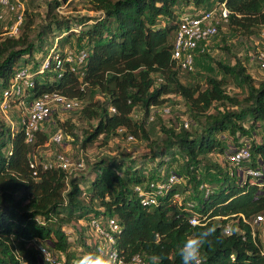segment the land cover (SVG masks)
Wrapping results in <instances>:
<instances>
[{"label": "trees", "instance_id": "16d2710c", "mask_svg": "<svg viewBox=\"0 0 264 264\" xmlns=\"http://www.w3.org/2000/svg\"><path fill=\"white\" fill-rule=\"evenodd\" d=\"M84 1L87 9L96 14L83 18L82 21L91 19L89 24L74 28L76 45L87 51L85 62L78 69L81 73L71 71L66 62L60 70L35 73L31 96L56 91L79 101L85 98L79 107L80 115L95 121L84 131L81 145L98 135L106 139L123 128L131 136L146 141L147 157L154 161L153 172L144 174L141 166L130 168L126 160L114 156L101 157L93 162L88 192L81 197L80 186L66 170L42 168L38 163L30 166L34 148L46 140V134L37 130L34 139L26 142L22 131L11 128L0 116V264H41L36 256L37 242L65 254L66 259L68 242L61 225L78 217L87 222L99 214L113 217L119 224L115 248L124 260L137 253L145 261L150 262L151 256L158 255L161 264H181L179 246L190 234L209 226L215 228V233L201 250L202 264H264L258 250L259 240L251 238L249 226L241 217L249 219L264 211V188L248 179L239 181L234 173L229 174L230 168L221 173V168L211 164L216 173L204 185L210 191L204 196L197 186L192 195L199 217H207L202 224L191 225L187 220L190 212L166 196L155 206L142 205L132 189L134 184L145 185L157 170L177 156H181V169L190 173L187 166H197L206 151L224 152L216 133L238 130L241 136H235L236 145L240 140H251V134L240 121L248 120L249 125L264 121V76L254 83L238 61L231 66L217 65L245 85L246 94L241 99L226 94L222 80L214 76L205 75L203 86L180 81L179 68L170 57L179 16L173 10L174 5L191 3L197 8L223 1L227 9L226 27L233 33L248 35L257 30L259 33L264 22V0ZM62 2L47 3L38 36L52 25L62 29L60 37L70 31L67 20L57 18L53 11ZM23 12L19 33L8 36L0 32V92L12 71L24 65H18V59L36 48L29 34L32 13L25 8ZM196 50L194 64L205 53L199 47ZM95 93L101 97L92 99ZM171 94L182 99L190 120L198 128L191 132L181 125L176 129L160 123L163 136L151 138L145 128L149 108L162 104ZM222 101L236 105V109L207 111L213 103ZM109 106L114 111H109ZM135 111H140L141 116L134 117ZM72 127V122L66 123L69 134L76 137ZM249 141L252 157L262 154L264 141ZM220 173L224 175L218 176ZM197 178L198 174L192 173L189 180L194 182ZM180 188L186 190L185 183ZM228 221L232 222L231 232L225 233L223 227ZM235 224L242 232L234 228ZM86 227L89 228L87 223Z\"/></svg>", "mask_w": 264, "mask_h": 264}, {"label": "rangeland", "instance_id": "374dc122", "mask_svg": "<svg viewBox=\"0 0 264 264\" xmlns=\"http://www.w3.org/2000/svg\"><path fill=\"white\" fill-rule=\"evenodd\" d=\"M16 1L21 4V6L16 5ZM50 0H11L13 7H2L3 25L10 24L15 15L24 8L26 11L31 12L32 25L30 28V39L36 44V48L32 50L31 54H24L21 56L17 63L24 64L21 66H27L33 69V66L37 64L43 55L47 52L53 44L57 42L59 48H66L71 51H75L78 46L76 45L77 31L75 29L82 28L86 24L91 22V19L83 20L85 16H90L96 14L95 12L87 9L84 0H63L62 4H59L53 10L57 18L66 19L69 24L70 31L61 35L60 30L57 27L51 26L50 30L41 33V36L37 35L40 24L44 23V12L46 5ZM215 3L208 6L199 5L197 8L211 7ZM193 4H184L177 2L173 10L178 15L181 12H191L194 9ZM24 16L22 17V21ZM226 22V21H225ZM221 22L218 26L217 32L211 36L208 40L207 45L204 50L205 53L200 55L198 60L193 65L192 70L188 72H182L178 70V78L180 81L186 84L198 83L200 86L204 84V76L210 75L222 80V86L226 94L241 99L246 94L245 85L242 84L233 74H228L223 72L222 69L218 67V63H224L226 65H233L238 61L245 68L246 73H248L253 79L254 83H257L264 76V69L258 66L257 54L259 50H264V36L258 33V30L254 34H241L240 32L233 33L227 27L226 23ZM79 24V25H78ZM80 26V27H79ZM63 28V27H60ZM64 29V28H63ZM72 30V31H71ZM85 46V44H82ZM60 49V50H61ZM23 59L25 61H23ZM101 95L95 93L92 96L94 98H100ZM85 98L81 100L80 106L85 103ZM163 108V109H162ZM234 110L236 105L227 103L225 101L213 103L212 106L207 109L208 112L215 110ZM21 105L17 102H13L6 113V116H2L3 120L8 123L12 128H18L19 115L22 113ZM134 117H140V111H135L133 113ZM202 119V118H201ZM68 120V121H65ZM182 120L187 121V128L191 132L198 128V124L190 120V115L186 109L182 99L178 95L171 94L168 98L158 106H151L149 108L148 117L145 122V128L149 137H162L163 133L159 130V124L163 123L165 125H172L176 129L182 126ZM94 119H86L80 115L79 108L65 110L60 108H54L49 115L48 119L45 120L41 126V130L46 134V140L39 146L34 148V159L35 160H53L55 154L62 153L70 164V170H67L69 177H74L81 190V197H83L87 192V187L89 181L93 174L92 164L95 160L104 156H114L116 159L126 160V164L131 167L141 166L142 172L152 173L154 168V161L147 157L148 147L145 140L141 138H135L124 129L121 128L116 131L115 134H110L106 139L102 135H98L93 141L81 145V140L85 134V130L91 128L94 124ZM72 122L73 127L71 128L73 134L76 137L69 134L66 129V123ZM241 125L245 126L249 133L251 134V140L255 143L264 141V121H255L252 125H249L248 120L240 121ZM66 130V132L64 131ZM55 131H60L62 133V139L60 143H55L50 140V136ZM215 136L221 142L226 149H230L235 144V136L240 137L241 134L238 130L234 133H229L228 130H223L215 134ZM249 141V139H247ZM250 140V141H251ZM247 141V142H248ZM249 141V142H250ZM82 160L83 167L75 168L74 164ZM181 156H177L176 159L168 164H164L161 169L157 170L159 172H168L172 170L176 172L179 176L178 188L181 189V185L185 183L186 192L189 196L196 192L197 186L199 184H206L212 175H215V168L211 164H215L217 167L221 168V173L231 166L227 164L224 159L223 153L216 149L211 151H206L202 161L197 166H192L189 164L187 170L190 173H186L185 170L181 169ZM205 163L210 164V166H205ZM194 169V170H193ZM193 170V171H192ZM155 173V172H154ZM153 173V174H154ZM192 173L198 174V180L191 181L189 178L192 177ZM219 174L218 176H223L224 174ZM199 178H203L199 180ZM214 184V183H212ZM202 193V192H201ZM86 221L84 217H78L72 219L67 224H62L61 229L64 231L68 246L66 249V259L65 254L55 252L57 256H60L64 260V264H73V261L80 256L88 252H100L99 251V238L97 235L86 227ZM66 261V262H65ZM146 264H150L146 260Z\"/></svg>", "mask_w": 264, "mask_h": 264}, {"label": "built area", "instance_id": "2783aa9c", "mask_svg": "<svg viewBox=\"0 0 264 264\" xmlns=\"http://www.w3.org/2000/svg\"><path fill=\"white\" fill-rule=\"evenodd\" d=\"M12 5L11 0H0V32L8 36L19 33L22 22V10H20L10 24H2L1 8H12ZM16 5L21 6L17 1ZM226 16L227 9L223 1L218 4L215 3L211 7L197 8L191 12L179 14L170 53L174 65L179 70H192L197 55L196 48H205L208 40L217 32L220 21H226ZM259 34L264 36V22L260 25ZM86 54L87 51L84 48H77L75 51L66 48L60 50L56 44H53L47 49L35 68L17 66L12 71L7 85L0 92V115L6 116L13 102L21 105L23 110L19 115L18 128L22 131L26 142H31L34 139L36 131L41 130L43 122L48 119L54 108L70 110L80 107V101L77 98H68L56 91L42 92L36 96H31L30 87L33 83L34 74L44 70H60L64 62L71 71H78L77 73L80 74L81 71L78 69L85 62ZM257 58L259 66L264 69V50L258 51ZM108 110L114 111V108L109 106ZM182 126H187L186 120H182ZM128 137L131 138L132 136L128 135ZM61 139L62 133L60 131H55L50 136V140L55 143H60ZM223 155L227 164L231 166L228 170L229 174L234 173L239 181L248 179L250 183H255L258 187L264 188V151L262 154L252 157L247 140H240L238 144L224 150ZM251 161L253 164L250 163ZM35 163H38L42 168L59 167L66 171L70 170L71 164L62 153H56L53 160H35L33 157L29 164L34 167ZM74 166L75 168L83 167L82 160L77 161ZM178 184L179 176L176 172L160 170L152 178H149L145 185L134 184L132 189L142 205L155 206L157 203L163 202L162 198L166 196L171 202L190 212L187 220L191 225L204 223L207 217H199L195 210V200L189 196L188 192L185 194L186 190H179ZM198 188H202L201 192L204 196L210 191L204 184H199ZM241 217L242 221L249 226L251 238L257 237L259 240L258 250L264 257V211L255 213L249 219L243 215ZM87 224L99 238L100 253L107 256L115 252L123 264H146L145 259L137 253L132 254L128 260H124L123 255L116 250L115 238L120 226L115 218L99 214L91 216ZM231 224L230 221L224 224L223 231L225 233L231 232ZM234 228L242 232L236 224ZM35 248L37 249L36 256L41 264H64V260L46 244L37 242Z\"/></svg>", "mask_w": 264, "mask_h": 264}, {"label": "clouds", "instance_id": "9594fccd", "mask_svg": "<svg viewBox=\"0 0 264 264\" xmlns=\"http://www.w3.org/2000/svg\"><path fill=\"white\" fill-rule=\"evenodd\" d=\"M214 233V227L203 226L201 230L190 234L178 248L181 264H202L201 250L210 242ZM149 260L150 264H161V257L158 255L151 256ZM73 264H123V262L115 252L107 256L100 252H88L75 259Z\"/></svg>", "mask_w": 264, "mask_h": 264}, {"label": "water", "instance_id": "95a60500", "mask_svg": "<svg viewBox=\"0 0 264 264\" xmlns=\"http://www.w3.org/2000/svg\"><path fill=\"white\" fill-rule=\"evenodd\" d=\"M38 262H40V260Z\"/></svg>", "mask_w": 264, "mask_h": 264}]
</instances>
